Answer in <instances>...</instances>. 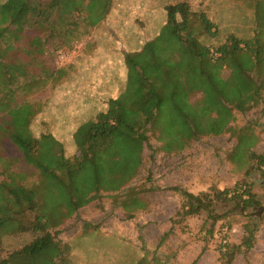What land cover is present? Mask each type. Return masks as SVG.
Masks as SVG:
<instances>
[{
	"label": "trees",
	"instance_id": "16d2710c",
	"mask_svg": "<svg viewBox=\"0 0 264 264\" xmlns=\"http://www.w3.org/2000/svg\"><path fill=\"white\" fill-rule=\"evenodd\" d=\"M241 1L253 10L251 36L230 35L217 45H208L218 30L205 12L191 10L187 2L165 5L158 35L124 57V90L76 128V154L67 158L50 132L33 134L42 106L25 97L60 78L39 59L48 47L71 48L87 37L106 19L112 0H0V241L29 237L4 257L0 251V264H67L54 243L58 229L100 192H118L138 176L149 135L162 151L177 152L184 142L232 132L235 113L263 103L264 0ZM195 94L201 99L191 104ZM237 135L233 155L253 161L264 177V155L252 152L256 136L248 129ZM8 144L19 159L2 157ZM169 190L180 198L182 218L209 213L217 203L233 204L241 213L261 207L247 183L199 195ZM120 206L131 219L140 200L129 189ZM243 230L239 246L219 247L225 264H232L241 249L253 248L256 228ZM141 249H133L128 264H168L155 254L138 253Z\"/></svg>",
	"mask_w": 264,
	"mask_h": 264
},
{
	"label": "rangeland",
	"instance_id": "374dc122",
	"mask_svg": "<svg viewBox=\"0 0 264 264\" xmlns=\"http://www.w3.org/2000/svg\"><path fill=\"white\" fill-rule=\"evenodd\" d=\"M177 2L205 12L217 27L218 34L208 45H217L230 35L247 39L252 34L253 10L241 0H112L106 19L87 37L71 48L52 51L49 46L39 58L45 69L59 73L60 78L25 97L42 106L31 127L33 134L50 132L63 145L65 156L72 158L76 154L73 132L102 109V101L124 90L125 55L138 53L158 35L166 20L164 6ZM200 99L195 94L189 102ZM230 127V133L184 142L181 150L169 153L149 135L150 146L143 149L138 176L118 192H100L58 229L54 243L67 264H128L133 249L141 246L144 250L138 253L155 254L168 264H225L219 258V247L239 246L245 225L256 228L253 248L248 253L241 249L232 264H264V211L241 213L233 204L217 203L209 213L182 218L178 215L180 198L169 190L177 187L199 195L211 188L223 191L247 183L264 209V177L253 161L233 155L237 133L246 129L257 138L252 152L264 155V101L244 114L235 113ZM1 153L5 159L20 157L9 144ZM129 189L140 200L131 219L120 206ZM28 240L25 235L2 239L1 256Z\"/></svg>",
	"mask_w": 264,
	"mask_h": 264
},
{
	"label": "crops",
	"instance_id": "0c3cea01",
	"mask_svg": "<svg viewBox=\"0 0 264 264\" xmlns=\"http://www.w3.org/2000/svg\"><path fill=\"white\" fill-rule=\"evenodd\" d=\"M157 36V35H156ZM117 96H111V97H108V99L106 100V101H108V100H112V99H115ZM106 101L104 100V101H102V106H101V108L102 109H99V110H97L96 111V113L94 114V116L97 114V113H99V112H102V111H104L105 109H106ZM84 123V122H83Z\"/></svg>",
	"mask_w": 264,
	"mask_h": 264
},
{
	"label": "water",
	"instance_id": "95a60500",
	"mask_svg": "<svg viewBox=\"0 0 264 264\" xmlns=\"http://www.w3.org/2000/svg\"><path fill=\"white\" fill-rule=\"evenodd\" d=\"M253 212L255 211V212H257V214L259 215V214H261L263 211H264V209L263 208H258V209H253L252 210Z\"/></svg>",
	"mask_w": 264,
	"mask_h": 264
}]
</instances>
